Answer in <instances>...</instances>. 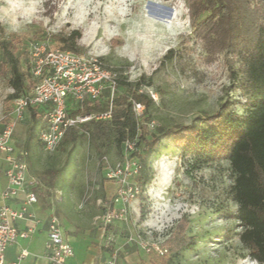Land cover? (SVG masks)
I'll return each instance as SVG.
<instances>
[{"label": "rangeland", "instance_id": "374dc122", "mask_svg": "<svg viewBox=\"0 0 264 264\" xmlns=\"http://www.w3.org/2000/svg\"><path fill=\"white\" fill-rule=\"evenodd\" d=\"M187 2L0 0V28L2 39L11 43L16 54L26 52L32 42L67 49L54 36L68 37L79 31L80 38L69 49L102 60L121 80L148 86L157 94L158 101L149 110L155 127L151 130L143 124L140 134L195 124L197 116L214 113L225 102H239L233 110L245 115L244 98L232 89L225 57L208 55L194 35ZM169 51L173 56L166 59ZM8 80L7 75H0V120L11 112L15 98ZM31 89L27 87L25 93ZM37 125L31 117L20 122L14 144L20 147L25 140L27 162L31 160L36 168L41 165L52 186L58 185L44 201H54L57 218L59 213L70 219L77 206L79 212L97 209L100 223L101 216L112 208L115 193L103 179L105 167L122 158L114 136L110 135L108 143L91 142L86 134L74 144L61 142L47 153L37 141ZM197 159V153L173 139H161L156 151L144 156L145 194L131 204L126 220L107 226L100 223L106 235L115 236L108 250H117L120 256L139 253L144 264H257L241 240L242 228L235 219L237 206L230 194L228 162L206 164ZM182 217L190 222L186 234L193 244L175 255L165 242ZM141 240L164 245L168 255L145 253L138 245Z\"/></svg>", "mask_w": 264, "mask_h": 264}, {"label": "trees", "instance_id": "16d2710c", "mask_svg": "<svg viewBox=\"0 0 264 264\" xmlns=\"http://www.w3.org/2000/svg\"><path fill=\"white\" fill-rule=\"evenodd\" d=\"M253 1L187 2L194 35L203 42L208 55L223 54L225 57L232 89L239 91L244 98L246 114L239 116L233 110L239 102H225L218 111L197 116L195 124L160 128L150 135L139 134L136 157L143 166L144 156L155 152L161 139H173L176 144L197 153L200 163L227 161L232 178L230 194L237 206L235 219L242 228L241 240L250 258L257 264H264V3L253 4ZM2 35L0 28V75L8 76L16 99L28 94L30 91L25 93L27 87L34 85L28 70V55L26 52L16 54L11 43L2 39ZM54 38L69 49L80 38V32L75 30L68 37ZM172 56L173 51H169L165 58ZM236 62L239 65L235 68L233 65ZM141 85L128 83L119 77L111 119L69 129L62 142L74 144L87 134L91 142L104 140L108 143L112 134L114 142L122 149L123 142L138 134L132 101L144 105V121L149 120V110L154 104L139 92ZM106 98L107 93L104 92L98 102H85L82 110L73 106L70 112L104 111ZM31 114L35 121V112ZM28 133L31 135L33 129L30 128ZM142 180L140 174L137 182L143 186ZM189 225L186 217L180 218L165 242L173 254L187 251L192 246L193 238L186 234Z\"/></svg>", "mask_w": 264, "mask_h": 264}, {"label": "built area", "instance_id": "2783aa9c", "mask_svg": "<svg viewBox=\"0 0 264 264\" xmlns=\"http://www.w3.org/2000/svg\"><path fill=\"white\" fill-rule=\"evenodd\" d=\"M26 52L29 61V74L34 80L30 92L12 102L11 112L0 120V165L4 166L6 187L0 191V264H21L28 256L21 250L16 259L6 262L5 250L18 238L29 239L36 231L40 221L29 211V207L38 201L36 188L39 184L37 176L29 174L26 156L21 147L14 144V133L17 125L23 121L25 113L30 109L45 107L43 113L44 126L38 132V140L43 151L51 153L62 142L65 132L90 122L111 119L113 101L118 91L119 74L105 66L102 60L93 56H82L70 49L53 48L46 42H32ZM107 93L106 109L101 112L72 114L73 106L82 110L85 102H98L103 93ZM140 93H144L154 103L157 94L148 86L141 85ZM132 110L138 127V134L122 144V158L104 170L105 180L113 184L115 193L113 206L100 218L104 226L115 221L126 220L131 204L144 194L143 186L137 182L142 171V164L136 157L141 126L154 129L155 122H144L143 104L132 101ZM22 196L21 206L13 208L8 201ZM26 221L30 225L19 231L14 223ZM114 238L108 237L106 247L114 244ZM145 253H154L159 257L167 256L168 248L157 242H138ZM111 252L103 264H117V250ZM45 252L48 264H66L74 255L72 246L66 241L61 223L55 215H50L47 222Z\"/></svg>", "mask_w": 264, "mask_h": 264}, {"label": "crops", "instance_id": "0c3cea01", "mask_svg": "<svg viewBox=\"0 0 264 264\" xmlns=\"http://www.w3.org/2000/svg\"><path fill=\"white\" fill-rule=\"evenodd\" d=\"M32 111L35 112L34 118L35 121L38 122V139V132L44 126L43 113L45 111V107L28 110L25 113L24 119L31 117L33 120L31 114ZM37 141L42 148L40 141ZM19 145L23 148L25 153V140H23ZM27 164L29 174L37 176L39 180V184L36 188L38 201L36 204L29 207V211L36 216V218L40 221V224L37 226L35 233L29 239L18 238L13 245L9 246L4 252V259L6 262H12L16 259L21 250H26L28 252V256L22 260L21 264H48L45 257L47 222L49 216L54 215V211L58 210V208L55 206L52 199H50L48 203L44 200L48 197L49 192L57 190L58 185L55 187V184H53L52 186V183L48 181V178L46 177L47 171L42 169L41 165L39 168H36L31 160L28 161ZM58 174H60V172ZM103 179L107 182L104 176ZM109 184L111 183H106V185ZM111 186H113L115 191L114 185L111 184ZM5 187L6 178L4 174V166L0 165V191ZM22 199L23 197L19 196L15 200L8 201V205L13 208H19L21 206ZM112 207H114L113 202ZM76 209L78 211L75 216L70 217V219L68 217H60V214L58 213V219L61 223L64 237L72 246L74 252L73 257L68 259L66 264H103L110 254V250L106 247L107 238H114L115 236L112 235V233H108L106 235L104 228L100 226L101 224L98 221L99 210L96 209L87 212V209H85L83 212H79L78 206ZM28 225H30V223L26 221H17L14 223V226L19 231L26 229ZM140 255L141 254L139 253L133 252H126L122 256L118 255L117 264H144L141 260L143 256Z\"/></svg>", "mask_w": 264, "mask_h": 264}]
</instances>
